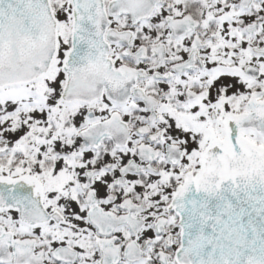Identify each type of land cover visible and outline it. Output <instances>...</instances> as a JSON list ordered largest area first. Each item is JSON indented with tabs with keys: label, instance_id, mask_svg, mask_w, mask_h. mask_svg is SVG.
<instances>
[{
	"label": "snow or ice",
	"instance_id": "snow-or-ice-1",
	"mask_svg": "<svg viewBox=\"0 0 264 264\" xmlns=\"http://www.w3.org/2000/svg\"><path fill=\"white\" fill-rule=\"evenodd\" d=\"M0 264H264V0H0Z\"/></svg>",
	"mask_w": 264,
	"mask_h": 264
}]
</instances>
